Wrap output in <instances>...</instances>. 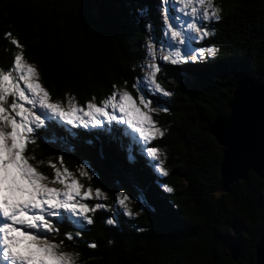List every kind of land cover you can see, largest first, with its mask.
Wrapping results in <instances>:
<instances>
[{
    "label": "snow or ice",
    "instance_id": "snow-or-ice-1",
    "mask_svg": "<svg viewBox=\"0 0 264 264\" xmlns=\"http://www.w3.org/2000/svg\"><path fill=\"white\" fill-rule=\"evenodd\" d=\"M117 6L137 26L142 25L144 52L139 64L133 66L136 74L131 90L127 80L119 86L113 84L111 93L99 102L93 96L80 104L68 92L53 100L40 82L36 65L27 61L24 45L11 31L3 33L11 58L7 66H0V264H77L79 252L66 249L74 248L90 230L98 212L113 213L100 217L113 229L126 223L122 217L139 218L145 212L161 223L166 220L165 208L153 206L146 186L132 168L122 169L119 164L123 156L134 167L135 153H139L154 162L157 179L170 175L164 167L166 154L153 146L164 136L153 114H168V98L175 95V90L159 79L166 66L173 77L170 83L180 90L207 75L236 80L237 90L229 102L232 111L213 126L214 138L224 145V179H247L244 173L249 169L264 175L260 172L264 167V87L257 157L249 154L239 121L245 93L251 87L246 66L224 61L219 48L202 44L214 34V23L221 19L222 9L215 0H158L155 22L148 18L149 10L134 0H121ZM91 7L97 8L96 16L90 15ZM82 8L85 25L99 28L106 23V0ZM61 133L77 140L83 137L80 148L67 147ZM40 145L56 154L55 161L52 156L45 160L36 155L34 148ZM65 155L80 160L78 175L65 166ZM44 167L51 169V175L42 171ZM114 170L121 172L130 188L116 191L104 183L100 173ZM81 179L98 180L108 191L85 186ZM159 186L164 192L174 191L169 185ZM109 193H114L112 205L102 202L110 199ZM219 238L225 247L235 244L239 239L237 224L233 222ZM87 246L94 249L97 244L90 241ZM259 252L260 264H264V232Z\"/></svg>",
    "mask_w": 264,
    "mask_h": 264
},
{
    "label": "trees",
    "instance_id": "trees-1",
    "mask_svg": "<svg viewBox=\"0 0 264 264\" xmlns=\"http://www.w3.org/2000/svg\"><path fill=\"white\" fill-rule=\"evenodd\" d=\"M98 0H0V66H7L11 52L3 38L11 31L24 45L25 57L35 64L44 87L53 100L62 99L65 92L83 104L93 96L99 102L112 91V85L128 81L129 90L135 76L132 71L143 56L145 41L143 27L137 26L117 5L121 0H106V23L93 28L85 25L82 6L94 5ZM149 10L154 20L158 0H134ZM221 7V19L214 23V34L207 37L203 46L220 49L224 61H237L246 66L248 76L264 84V0H215ZM96 16L95 7L88 9ZM138 71V69H137ZM172 73L165 67L160 82L175 90L168 98V114H153V119L164 130L163 138L153 142L166 154L164 167L170 175L159 177L152 169L154 162L137 156L134 167L122 156V169L132 168L137 179L146 186L153 206L165 208L166 220L161 223L149 213L139 218L122 217L126 223L113 229L97 213L95 223L78 239L77 264H253L255 247L264 232V175L249 171L246 180H237L230 191L216 196L213 189L220 180L222 148L210 133L216 115L228 113L227 101L236 80L231 76L207 75L191 87L175 89ZM135 94V93H133ZM75 132V129H72ZM66 146L82 145L61 133ZM34 151L39 158L47 159L55 153L40 145ZM79 159L64 156L65 166L78 175ZM42 171L51 175V169ZM264 173V167L262 170ZM105 184L116 191L131 186L123 180L121 172L100 173ZM85 186L104 187L98 180L81 179ZM171 186L174 191H162L159 184ZM110 199L102 201L113 204ZM136 211V206H131ZM122 216V213H121ZM227 221V225L224 224ZM235 222L239 239L235 243L242 250L235 261L225 251L221 237ZM94 241L96 248L87 242ZM111 241V242H109Z\"/></svg>",
    "mask_w": 264,
    "mask_h": 264
},
{
    "label": "water",
    "instance_id": "water-1",
    "mask_svg": "<svg viewBox=\"0 0 264 264\" xmlns=\"http://www.w3.org/2000/svg\"><path fill=\"white\" fill-rule=\"evenodd\" d=\"M247 79L251 81V87L246 91L242 108L239 115L240 126L242 128V133L244 141L247 147V150L250 155L257 156L259 155L261 135H262V99H261V90L264 87V84L255 82L251 77L247 76ZM236 84L234 85L231 97L227 101L228 113L226 115H216L213 122L210 125V133L214 136L213 126L217 123V120L220 118H227L228 114L231 113L232 109L229 106V102L233 98V93L236 91ZM218 143V142H217ZM221 148L224 145L218 144ZM223 153V152H222ZM263 167H261L260 172L262 173ZM249 171L247 170L244 175L248 178ZM253 172V171H252ZM220 180L218 185L213 189V193L216 196H220L223 193H228L230 191V185L237 180H246L241 177H237L235 180L225 181L223 175V157L220 163ZM261 176V174H257ZM227 256L237 261L241 257L242 250L236 244H233L231 247H225ZM260 243L255 247V261L253 264H260Z\"/></svg>",
    "mask_w": 264,
    "mask_h": 264
},
{
    "label": "rangeland",
    "instance_id": "rangeland-1",
    "mask_svg": "<svg viewBox=\"0 0 264 264\" xmlns=\"http://www.w3.org/2000/svg\"><path fill=\"white\" fill-rule=\"evenodd\" d=\"M40 82L42 83V81H41V79H40ZM42 85H43V83H42ZM44 86V85H43ZM94 202V201H93ZM186 264H188V263H186Z\"/></svg>",
    "mask_w": 264,
    "mask_h": 264
},
{
    "label": "bare ground",
    "instance_id": "bare-ground-1",
    "mask_svg": "<svg viewBox=\"0 0 264 264\" xmlns=\"http://www.w3.org/2000/svg\"><path fill=\"white\" fill-rule=\"evenodd\" d=\"M226 1V0H225Z\"/></svg>",
    "mask_w": 264,
    "mask_h": 264
}]
</instances>
